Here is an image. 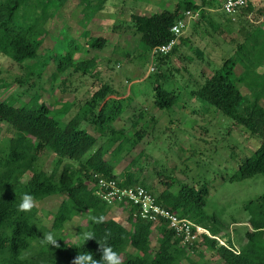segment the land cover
<instances>
[{
    "label": "trees",
    "instance_id": "obj_1",
    "mask_svg": "<svg viewBox=\"0 0 264 264\" xmlns=\"http://www.w3.org/2000/svg\"><path fill=\"white\" fill-rule=\"evenodd\" d=\"M67 1L0 0V55L26 65L27 73L37 75L39 80L57 79L68 69L89 73L96 58L76 61L75 54L85 49V42L96 49L108 43L106 34L93 33L89 26L90 20L105 13L102 9L108 0H75L71 14L65 17L66 12H70ZM91 6L95 7L92 15L88 10ZM200 7L192 0H179L173 9L164 8L150 14L131 13L139 37L137 51L144 62L154 56L159 65L168 62L185 42L182 37L168 53H156L154 49L170 41L173 24L187 9ZM250 11H253L251 2L237 13L235 19L224 9L223 15L230 16V21L237 19L242 23ZM55 22L59 23L56 30L53 29ZM75 23L86 25L76 35H81V39L78 42L64 40L68 35L66 24L72 32ZM214 23L218 29L219 22ZM111 29L114 31V26ZM239 29L244 31L245 40L222 58L210 75L201 71V76H195L191 87L189 81L192 78L183 84L177 81L173 71H162L159 66L146 77L153 92L152 104L159 109L189 105L195 98L215 106L246 131L262 138L261 144L242 159L237 172L230 176L232 181L264 173V62L256 53L257 42H249L247 27L243 24ZM113 90L111 83L102 84L68 119L64 117L68 111L71 113L74 101H66L56 108L49 101L41 100L42 95L38 93L20 103L13 93L0 97V123L7 124L10 129L4 135L0 132V264H73L80 251L90 252L98 260L101 257L98 240L104 242L106 236L107 243L118 251L122 264H211L206 258L208 254L219 256L222 264H264V191L246 205L250 226L245 242L238 249L231 239L221 244L215 237L224 234L217 216L206 211L210 193L207 184L183 183L175 190L177 186L167 182V187L158 194V201L164 206L210 232L211 235L202 232L199 240L192 244H182L181 237L166 220L156 222L135 215L133 205L122 206V209H128L130 227L108 217L112 205L98 194L95 174L114 178L123 186L139 183L135 172L127 169L130 166L120 172L117 161L125 141L140 138L141 130L137 126L139 118L144 116L142 112L138 113L133 122L134 133L126 134L123 128L114 129V139L95 148L101 132L111 126L121 111L122 99L108 98ZM85 120H90L94 130L82 125ZM118 139H122L121 142L110 151ZM46 151L54 153L49 170L40 163L41 155ZM23 193H30L34 200L64 195L57 211L48 213L53 218L51 227L39 218L36 204L30 212L18 210L17 204ZM83 213L87 214V227L98 240L92 237L83 243L81 229L77 240L64 233L65 224ZM154 228L159 233L157 247L153 246ZM48 231L56 234L59 247L42 243L43 233Z\"/></svg>",
    "mask_w": 264,
    "mask_h": 264
},
{
    "label": "rangeland",
    "instance_id": "obj_2",
    "mask_svg": "<svg viewBox=\"0 0 264 264\" xmlns=\"http://www.w3.org/2000/svg\"><path fill=\"white\" fill-rule=\"evenodd\" d=\"M178 1L108 0L102 9L104 14L87 20L90 22L89 26H92L93 33H104L108 36V43L103 48L96 49L85 42V49L75 54L76 61L96 58L95 65L89 73L68 69L57 79L39 80L37 75L27 73L26 65L0 55V97L13 93L20 103V100L29 101L38 93L42 95L41 100L49 101L56 108L61 107L66 101H74L71 113L68 111L64 117L68 119L95 89L104 83H111L114 90L108 98L122 99L120 104L122 107L117 119L99 135L95 148L108 143L109 139L111 142V139H114V129L123 128L126 134L134 133L136 130L133 122L137 119L138 113L142 112L144 116L139 118L137 126L141 130V136L125 141L124 150L117 161L118 170L121 172L129 165L127 169L135 172L139 179L138 184L149 189L157 199L158 194L167 187V182L174 187L177 186L175 190L183 183L198 186L207 184L210 193L207 197L206 211L217 216L224 234L218 236L217 240L225 244L229 238L238 249L245 242V235L250 226L248 222L250 213L246 205L263 193L264 173L234 181L230 176L237 172L242 159L261 144L262 138L246 131L242 125L237 124L215 106L195 98L189 101V105L159 109L152 104L153 92L146 77L150 72L158 70L159 66L162 71H173L177 81L183 84L192 78L190 83L188 82L191 87L195 76H201V71L210 75L221 63L222 58L227 57L239 42L245 40L244 31L239 29L243 24L249 31L250 44L257 42L256 53L264 62V13H260L264 8L247 13L241 23L237 19L230 21L228 19L230 16L223 15L222 6L219 5L224 0H192L201 7L195 10L199 14L190 19L186 31L181 36L185 42L168 62L162 65H159L156 56L144 62L137 51L139 37L132 23L131 13L150 14L164 8L173 9ZM75 2L67 1L70 12H66L65 17L71 14ZM88 10L92 15L95 7L91 6ZM202 14L205 17H202ZM262 17L263 20L259 21ZM214 22H219L218 29L215 28ZM83 25L85 24L75 23L71 32L66 24L65 31L68 35L64 40L78 42L81 35L80 37L76 35L85 28L86 25ZM58 26L59 23L55 22L53 29L56 30ZM112 26L115 28L114 31L111 29ZM187 91L188 89L183 93L186 94ZM182 101L187 103L185 101L188 100ZM183 102L181 104H184ZM209 107L211 108L206 110ZM89 122L90 120H85L82 125L94 130V126ZM0 132L2 135L9 133V126L0 123ZM121 140L118 139L110 151L118 146ZM53 159L54 153L46 151L41 155L40 163L49 170ZM63 198L62 194H54L42 200H35L39 208L38 216L48 227H51L53 222L48 213L57 211ZM110 205L112 207L108 217L114 216L130 227L127 219L128 209H122V206L128 208L129 205L126 203ZM87 219L86 213L75 216L65 224L64 233L71 234L73 240L79 239L80 229L89 230ZM198 232L207 233L204 227ZM158 236V230L154 228L152 237L154 247H157ZM193 256L198 257L196 254ZM206 258L211 264L223 263L219 256L208 254Z\"/></svg>",
    "mask_w": 264,
    "mask_h": 264
},
{
    "label": "built area",
    "instance_id": "obj_3",
    "mask_svg": "<svg viewBox=\"0 0 264 264\" xmlns=\"http://www.w3.org/2000/svg\"><path fill=\"white\" fill-rule=\"evenodd\" d=\"M251 0H224L222 8L234 19L241 9L249 4ZM198 11L187 9L184 16L180 17L172 26L173 37L170 41L163 43L154 49L156 53H168L179 42L180 37L186 31L190 19L196 17ZM98 178V194L103 197L109 204L126 203L135 207V215H139L145 220L160 221L166 220L168 226L174 230L177 236L181 237L183 244H192L199 240L198 232L202 226L196 224L187 217H182L175 211L160 203L155 194L140 184L121 185L114 178H105L95 174ZM209 235L210 232L204 228ZM216 238L218 236H215ZM218 239V238H217Z\"/></svg>",
    "mask_w": 264,
    "mask_h": 264
},
{
    "label": "clouds",
    "instance_id": "obj_4",
    "mask_svg": "<svg viewBox=\"0 0 264 264\" xmlns=\"http://www.w3.org/2000/svg\"><path fill=\"white\" fill-rule=\"evenodd\" d=\"M35 207V200L34 197L30 193H23L20 195L19 202L17 204V208L20 212H30ZM96 220V217H93ZM100 220L103 217L99 218ZM83 243L88 238L97 237L95 236L94 232L91 230H83L81 232ZM108 237L104 238V242L99 241L100 249H101V257L100 259H94L93 254L87 251H80L79 254L74 258L73 264H122L121 257L110 244L107 243ZM42 243L50 245H55L59 247L58 237L52 231H48L43 233L42 236Z\"/></svg>",
    "mask_w": 264,
    "mask_h": 264
},
{
    "label": "crops",
    "instance_id": "obj_5",
    "mask_svg": "<svg viewBox=\"0 0 264 264\" xmlns=\"http://www.w3.org/2000/svg\"><path fill=\"white\" fill-rule=\"evenodd\" d=\"M250 2H251V6L253 7V11H256L260 8L262 9L264 8V6L262 7V5H264V0H251ZM253 11H250V12H253ZM262 20H263V17L259 21H262ZM111 217L115 218L114 216H111Z\"/></svg>",
    "mask_w": 264,
    "mask_h": 264
}]
</instances>
